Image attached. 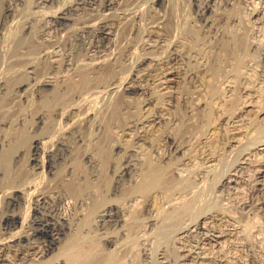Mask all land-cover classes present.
Instances as JSON below:
<instances>
[{"label": "rangeland", "instance_id": "rangeland-1", "mask_svg": "<svg viewBox=\"0 0 264 264\" xmlns=\"http://www.w3.org/2000/svg\"><path fill=\"white\" fill-rule=\"evenodd\" d=\"M95 1L89 5L86 0H49L41 5L37 0H0V159L4 156L0 161V239L7 241L15 232L27 234L32 230L30 237L19 241L20 245L18 242L11 243V248L4 247L3 258L16 264H38L46 258L62 264L63 258L54 257L53 251L73 229L70 226L73 215L76 217V206L71 197L65 196L71 201L68 210L61 212L63 203L58 202L61 195L56 190L62 184L53 176L48 156L41 153L48 163L44 162L43 169H35L33 142L41 139L48 150L58 151L50 150L57 162H63L57 156V145L67 136L72 142L73 135L75 150L71 142L65 144V149L81 158L75 160L76 169L93 168L86 157L97 155L92 152L96 143L107 142L109 148L108 163H103L109 185L108 206L93 216L106 214L101 218L104 223L107 218L109 236L117 242V246L108 245L109 264H179L182 253L174 233L179 224L184 227L188 222L186 226L191 225L195 231L187 239L191 244H187L202 246L201 238L209 230L222 231L228 234L223 247L235 258L230 264H264V178L259 177V172L264 174V151L257 150L264 141V0H116L109 5L111 8L108 0ZM202 3H209L210 10L204 13ZM104 24L111 27L110 38L100 32ZM169 69L176 74L177 83L168 89L160 88L158 81ZM82 73L120 85L109 90L92 86L90 91H77L88 82H78ZM47 79L51 83H45ZM73 79L76 85L71 88ZM127 79H132L136 87H122ZM245 104L249 105L248 111ZM144 123L148 128L153 125L148 138L140 135ZM126 128L131 129V139H127L128 135L123 137ZM72 131L77 135L81 132L80 139L74 133L70 135ZM246 154L247 165L237 168ZM19 157H24L20 163ZM69 159L66 166L73 168ZM68 168L60 173L62 182L68 177ZM5 169L14 180L30 175L31 187L25 183L22 187L26 186V192L15 195L13 200L8 198V192L15 184L5 183ZM160 169L162 176L156 186L165 180L175 191L154 199L135 190L145 171L154 174ZM233 172L240 181L237 197L232 192L234 185L224 184ZM29 188H34L35 193ZM45 190L49 198L44 196L37 201L32 197ZM51 192L55 197L50 196ZM175 200L187 203L188 213L161 225L162 219L172 212L174 206H170ZM126 210L133 211V215L129 217ZM17 215L25 219V227H19L22 229L5 223L6 218ZM34 216L45 223L50 221V237L46 240L45 236L37 234L39 239L34 234L36 227L29 223L38 219ZM203 216L206 229L195 228L194 222ZM65 217H70L71 224ZM31 226L33 229H29ZM66 230L69 232L64 233ZM234 242L238 248L230 250L228 247ZM30 245L34 249H28ZM205 245V253L212 252L206 256L211 255L212 260L203 263L216 264V256L221 255L219 248ZM47 246L54 249L51 257L44 256L45 251L42 255L39 254L43 252H34ZM115 250L117 253L112 252ZM199 252L197 256H202Z\"/></svg>", "mask_w": 264, "mask_h": 264}, {"label": "bare ground", "instance_id": "bare-ground-1", "mask_svg": "<svg viewBox=\"0 0 264 264\" xmlns=\"http://www.w3.org/2000/svg\"><path fill=\"white\" fill-rule=\"evenodd\" d=\"M49 0H37V3L38 4H41V5H46V3L48 2ZM85 1V0H84ZM87 1V3H89V5H92V4H94V2H96L95 0H86ZM118 1V0H117ZM197 1H199L200 2V0H196V2ZM209 1V0H208ZM82 2V1H81ZM207 2V1H206ZM83 3H86V2H83ZM106 3V2H105ZM114 3H116V0H108V6L109 5H113ZM118 3H119V1H118ZM12 3L10 2V5H11ZM87 5V4H86ZM116 5V4H115ZM11 8H12V6H10ZM9 7V8H10ZM102 7V6H101ZM105 7H106V5H105ZM105 7H103V8H105ZM110 7V6H109ZM113 7V6H112ZM115 7V6H114ZM72 8V7H71ZM90 8V7H89ZM92 8H93V6H92ZM91 8V9H92ZM95 8H96V6H95ZM102 8V9H103ZM111 8V7H110ZM200 8L203 10V12L205 13L206 11H208V10H210V8H211V5L209 4V3H202V4H200ZM98 9V8H97ZM101 8H99L98 10H100ZM101 9V10H102ZM108 9L109 8H107V12H109L108 11ZM12 10V9H11ZM110 10V9H109ZM62 11V10H61ZM104 11V10H103ZM103 11H102V13H103ZM11 12V11H10ZM63 12V11H62ZM110 13V12H109ZM201 14H203V13H201ZM115 17V16H114ZM113 17V18H114ZM120 17V16H119ZM111 18V17H110ZM116 18V17H115ZM50 19H52V18H50ZM107 19V18H106ZM105 19V20H106ZM119 19V18H118ZM57 20V19H56ZM101 20V19H100ZM162 20V19H161ZM107 21V20H106ZM51 22H52V20H51ZM108 23V22H107ZM159 23V22H158ZM102 24V23H101ZM93 25V24H92ZM108 25V24H107ZM107 25H105L104 24V26L103 25H101L102 27H101V30H100V32H101V34L102 35H104V37L106 36V37H109L110 38V32H109V29L111 28H109V26L108 27H106ZM109 25H110V22H109ZM113 25V24H112ZM111 25V26H112ZM94 26V25H93ZM96 26V25H95ZM51 27V26H50ZM86 27V26H85ZM97 28H100V27H98L97 26ZM52 30V29H51ZM159 31V30H158ZM44 35V34H43ZM105 39V38H104ZM100 40V39H99ZM93 41V40H92ZM97 44V43H96ZM95 44V45H96ZM100 45V44H99ZM107 46H108V44H107ZM94 48V47H93ZM107 48V47H106ZM59 51V50H58ZM102 51V50H101ZM104 51V50H103ZM92 52V51H91ZM98 52H100V50L98 51ZM102 53V52H101ZM57 54V53H56ZM91 55V54H90ZM101 55V54H100ZM100 55H98L99 56V58H100ZM64 56V55H63ZM95 56V55H94ZM104 57V55L103 56H101V59ZM93 58V57H92ZM95 58H97V57H95ZM109 58V57H108ZM96 60V59H95ZM98 60H100V59H98ZM94 61V60H93ZM91 62V61H90ZM96 62V61H95ZM99 62V61H98ZM94 63V62H93ZM104 63V62H103ZM161 63V62H160ZM94 64H96V63H94ZM100 64V63H99ZM90 65L92 66V62L90 63ZM93 66H95V65H93ZM98 67H100L99 69H103L102 67H101V65H99ZM97 68V67H96ZM144 71V70H143ZM163 71V70H162ZM96 73H97V71H96ZM99 73V72H98ZM103 73V72H102ZM102 73H101V75H102ZM107 74V73H106ZM159 74V73H158ZM99 76V75H98ZM98 76H97V78H98ZM104 76V75H103ZM162 77L159 79V84H160V88L162 87L163 89L164 88H167L168 89V87L170 88V87H172L175 83H177L176 81H177V76H176V74L173 72V70H165L164 72H163V75H161ZM77 77H78V75H77ZM96 76L94 75V77H93V75L92 74H86V73H82V74H80L79 75V78H78V80H80V81H78V82H83V81H87L88 80V82L87 83H83V86L79 89V90H77V91H80V90H83V89H86L87 88V90H88V88H89V91L90 90H92V89H90L92 86H95V88H96V86H103L104 88H106V90L108 89H116V87H118L120 84H118V86L115 84V82H106V83H104V82H102V81H99L98 79H96L95 78ZM100 77V76H99ZM102 78V77H101ZM104 78V77H103ZM104 80V79H103ZM76 81V79H73V85H72V87L71 88H74L75 87V82ZM143 81V80H142ZM45 83H51V79L50 80H46V82ZM79 84V83H78ZM136 84H138V83H136ZM121 85H123L122 87H125L126 89H128V88H135L136 86L133 84V80L131 79V80H125V81H123L122 83H121ZM22 86H24V85H22ZM141 86H143V84L141 85ZM176 86V85H175ZM92 88H94V87H92ZM99 88H101V87H99ZM97 89V88H96ZM139 89H141V90H143L142 89V87H140V85H139ZM166 89V90H167ZM171 90V89H170ZM173 90V89H172ZM86 91V90H85ZM105 91V90H104ZM115 91V90H114ZM165 91V90H164ZM73 92V91H72ZM84 92V91H83ZM71 93V92H70ZM79 93H81V92H79ZM79 93H77V96H80V95H82V94H80V95H78ZM86 94H87V92H86ZM167 94V93H166ZM81 98V97H80ZM249 104V103H248ZM246 105V104H245ZM245 107L247 108V111H248V108H249V105H246V106H244V109H245ZM254 110V109H253ZM246 111V110H245ZM260 111V110H259ZM251 112V111H250ZM261 112V111H260ZM90 113V112H89ZM259 112L257 111V114H258ZM260 114V113H259ZM86 115V114H85ZM89 115V114H88ZM90 117V116H89ZM88 117V118H89ZM82 118H84V117H82ZM81 118V119H82ZM84 119H86V118H84ZM83 119V120H84ZM41 120V119H40ZM41 121H43V122H45L46 120L44 119L43 120V118H42V120ZM87 121V120H86ZM158 122V121H157ZM44 124H46V123H44ZM154 124V123H153ZM131 125V124H130ZM147 125H149L148 123H147ZM151 126H153L152 124L151 125H149V128L148 127H146V123H144V128H143V130H140V135L141 136H143L144 138H148L149 136H151L152 134H151V130L152 129H150L151 128ZM83 127V126H82ZM140 127L142 128L143 126H141L140 125ZM43 129V128H42ZM127 129V131L126 132H124L125 134H123V137L124 136H126V135H128L127 136V139H128V137L131 135V134H129V132H131V129H130V131H128V128H126ZM140 129V128H139ZM79 131H80V129H78ZM82 130V129H81ZM77 131V130H76ZM76 131H72V133H70V135L71 134H75L77 137H78V139H80V136H79V134L81 133H79L78 132V135L76 134ZM109 131V130H108ZM154 131V130H153ZM107 132V131H106ZM83 133V132H82ZM109 133V132H108ZM132 133V132H131ZM139 133V132H138ZM53 134V133H52ZM151 134V135H150ZM109 135V134H108ZM107 135V136H108ZM48 136V135H47ZM52 136V135H51ZM67 136V135H66ZM106 136V137H107ZM120 136V135H119ZM61 138H62V136H60ZM131 137V136H130ZM129 137V138H130ZM51 138V137H50ZM49 138V139H50ZM52 138H53V136H52ZM56 138V137H55ZM84 138V137H83ZM83 138H82V140H83ZM108 138V137H107ZM132 138V137H131ZM130 138V139H131ZM34 139V138H33ZM85 139V138H84ZM88 139V138H87ZM126 139V140H127ZM139 139H141V137L139 138ZM43 140V139H42ZM57 140H58V137H57ZM56 140V141H57ZM90 140V139H89ZM92 140V139H91ZM104 140V139H103ZM45 141H47V140H45ZM54 141V140H53ZM85 141V140H84ZM95 141V140H94ZM98 141H99V139H98ZM101 141V140H100ZM105 141H106V139H105ZM108 141V140H107ZM145 141V140H144ZM57 142H59V140L57 141ZM70 136H67V138L65 139V138H63L60 142H59V144L57 145V149L58 150H60L59 151V155H57L58 157H61V160H63V162L62 161H60V162H57V158L55 157L54 158V156L55 155H53V154H51L52 152H50V150H52L53 152L54 151H57V150H55V149H50V150H48L47 148L48 147H46L45 146V142H43V141H41V139H35L34 140V142H33V149H34V151H35V157H33L32 158V161H33V163H34V165H35V169H39V168H41V169H43L42 167H45L46 165H45V163L47 162L48 163V161H44V159L42 158L43 157V155L44 156H48V159H49V166H50V170H51V172H52V169L51 168H54L53 170V172H54V175L53 176H55V178L58 180V182L57 183H61L62 185H61V187H59V188H57L58 190H56L57 192H58V194L59 195H61V198H60V201H58L59 203H61L63 206L62 207H60V209H61V212H62V210H64L65 212H66V209L67 208H69L68 207V205H70V204H68L69 202L67 201V199H66V197H71L70 199H72L73 200V204H75V206H72V207H75L76 208V210H75V208H74V210H75V215H76V217L74 218V215H73V219H71V221H73L72 223L73 224H71L70 222V217H69V220H68V222L72 225V226H70V227H73V229H71V232L64 238V236H63V240H62V242H61V237H60V239H59V236L57 235V237H58V239H59V241L61 242V243H59V245H57L56 246V251H53V252H55L53 255H56V256H54V257H56V258H58V256L59 257H62L63 258V261H62V264H109V249H108V245H111V246H115L116 245V240H114V238L113 237H111V236H109V234L110 233H108L109 231H108V223H107V218H106V222L104 223V220H102L103 218H101V217H105L106 216V214L104 215L103 213L101 214V213H99V215L98 216H95L96 217V219H95V217H93L94 215H97L98 213V211L99 210H104V208L105 207H107L108 206V203L106 202V197H107V195L108 194H106L107 193V191H108V187L107 186H109L108 185V180H107V178H106V175L104 176V170H105V165L104 164H107L108 163V150H107V148H106V143L107 142H105V144H103V142L100 144V143H96L95 145H94V147H93V145H92V147L93 148H95V151H96V153H94L95 151H92L93 152V154H97V155H95V156H98L97 158L93 155V157H92V152L90 153L91 154V156H87L86 158L88 159V160H90V163H91V165H90V168H91V166L93 167V168H91L90 170H87V169H85V168H83V167H81V169H76V162L78 161V159L80 158H76V154L74 153V154H71V153H68L67 151H66V149L65 148H67L66 147V145L65 144H67V145H69L70 144ZM75 142V141H74ZM86 142V141H85ZM75 143H77V142H75ZM75 143H73V135H72V142H71V144H75ZM80 143V142H79ZM261 143V142H260ZM57 144V143H56ZM142 144V143H141ZM255 146H257V145H255ZM87 147V146H86ZM73 148H74V150H75V145L73 146ZM112 148V147H111ZM89 149V148H88ZM109 149V148H108ZM91 150H94V149H91ZM179 150V149H178ZM257 150L258 151H264V141L261 143V144H259L258 146H257ZM253 151V150H252ZM58 152V151H57ZM250 152V151H249ZM255 152V151H254ZM41 153L43 154V155H41ZM55 153V152H54ZM81 153V152H80ZM85 153H86V151H85ZM84 153V154H85ZM253 153V152H252ZM69 154H71V155H69ZM89 154V155H90ZM249 154H251V153H249ZM78 155L79 154H77V157H78ZM86 155V154H85ZM1 156V155H0ZM22 156H24V155H22ZM69 156H71V157H69ZM246 157H243V159L241 160V162L238 164V166H237V168H241L242 169V167L243 166H245V165H247V163H248V155L246 154L245 155ZM4 157V156H3ZM2 157V159H4ZM83 157V156H82ZM94 157H95V159H94ZM159 157V156H158ZM24 158V157H23ZM23 158L22 157H19V160H18V162L20 163L21 161H23ZM45 158V157H44ZM67 158V159H66ZM72 159L73 158V160L70 162V159ZM2 159H0V161L2 160ZM56 159V160H55ZM68 159H69V163H71V164H73V168H68V166H66V163H67V161H68ZM77 159V161H75ZM81 159V158H80ZM80 159H79V161H80ZM86 159V160H87ZM97 159V160H96ZM31 160V159H30ZM67 160V161H66ZM65 161H66V163H65ZM31 162V161H30ZM45 162V163H44ZM82 162V161H81ZM89 162V161H88ZM161 162V161H160ZM68 163V164H69ZM104 163V164H103ZM67 164V165H68ZM70 164V165H71ZM84 164V163H83ZM168 164V163H167ZM132 165V164H131ZM68 168L69 169V171H68V173H67V175L66 176H68V177H66L65 179H64V182H62L63 181V178H60V173L61 172H63V170L66 172V169L65 168ZM89 167V166H88ZM123 168V167H122ZM127 168V167H126ZM67 169V170H68ZM89 169V168H88ZM93 169H96V171L94 172L93 171ZM6 170V169H5ZM49 170V171H50ZM123 170V169H122ZM127 170V169H126ZM143 170H141V172H142ZM261 171V170H260ZM8 170H6L5 171V183H7L8 184V186L11 184H15V185H13V188L9 191V190H7V191H9L8 193H9V195H11L10 197H8L9 199H12L13 200V197L15 198L16 196L15 195H22L24 192H26V191H24V189H25V187L26 186H24V187H22L23 185H25V183L27 184V185H29V183L31 182V180H30V175H29V177H28V175H26V174H24L23 175V177H21L20 179H18V180H14V178L12 177V176H8ZM35 172V171H34ZM124 172V171H123ZM141 172H140V174H141ZM121 173H122V171H121ZM125 173V172H124ZM143 173V172H142ZM53 174V173H52ZM103 174V175H102ZM118 174V173H117ZM139 174V175H140ZM32 175V174H31ZM122 175H123V173H122ZM142 175V174H141ZM35 176V175H34ZM58 176V177H57ZM162 176V174H161V169L160 170H157L156 172H154V174L153 173H151V172H146L145 171V173H144V176L142 175V179L141 180H139L137 183H136V185L134 186L135 187V190H137V191H140V192H142V194L144 193H147V195L149 194V195H152L153 197L152 198H154V199H157V198H159V197H161V198H163V196H167V192L168 191H170L171 190V188L168 186V184L169 183H167L165 180L163 181V182H161V185H158V186H156V183H157V180H158V178L159 177H161ZM33 177V176H32ZM259 177H261V178H264V174L262 173V172H259ZM37 178V177H36ZM59 178V179H58ZM32 179V178H31ZM35 178H33L32 179V181H35L34 180ZM49 180V179H48ZM136 180V179H135ZM53 181V180H52ZM169 182H171V180L169 181ZM261 182V181H260ZM33 183V182H32ZM37 183H39V182H37ZM64 183V184H63ZM240 183V181H239V179H238V176L236 175V172H233L232 174H230L226 179H225V181H224V184H225V186L226 185H234L232 188H233V194L237 197V195L239 196V193H240V190H239V188H238V184ZM40 184V183H39ZM50 184H51V182H50ZM31 185V184H30ZM29 185V187H31ZM7 186V185H6ZM39 186V185H38ZM125 187V186H124ZM264 187V186H263ZM32 189V191L34 192V188H29V190H31ZM105 189H107V190H105ZM133 189V188H132ZM175 189V188H174ZM174 189H172L173 191H175ZM37 190V189H36ZM35 190V191H36ZM134 190V191H135ZM172 190H171V192H172ZM40 191V190H39ZM48 191V190H47ZM46 190H45V193H43V192H40V193H36V194H34L33 192V194L34 195H32V197H35L36 198V200L38 201V199H40V198H42V197H44V196H46V197H48L49 198V195H47V192ZM53 191H55V190H53ZM47 192V193H46ZM49 192H50V190H49ZM136 192V191H135ZM134 192V193H135ZM242 192V191H241ZM31 193V192H30ZM29 193V194H30ZM31 193V194H32ZM52 194L50 195V196H52V198L53 197H55L54 196V194H53V192H51ZM55 193V192H54ZM126 193V192H125ZM49 194V193H48ZM56 194V193H55ZM133 194V193H132ZM170 194V193H169ZM168 194V195H169ZM25 195V194H24ZM23 195V196H24ZM57 195V194H56ZM124 195V194H123ZM6 196H8L7 194H6ZM66 196V197H65ZM30 197V196H29ZM58 197V196H57ZM56 197V198H57ZM125 197V196H124ZM23 198H25V197H23ZM22 198V199H23ZM151 198V199H152ZM166 198V197H165ZM164 198V199H165ZM46 198H44V200H45ZM153 199V200H154ZM30 200V199H29ZM58 200V199H57ZM153 200H151L152 202H150V203H153ZM159 200V199H158ZM157 200V201H158ZM10 201V200H9ZM31 201V200H30ZM53 201H55V199L53 200ZM107 201H108V199H107ZM157 201L155 202L156 204H157ZM176 201V200H175ZM179 201V200H178ZM178 201H176L175 203L173 202L172 204H171V206L170 207H173L172 208V212L170 213V214H168V216L166 215V217L164 218V219H162V223H161V225H164V224H168V223H170V221H172V217H176V220H177V218H181V215L183 214V216H184V213H186L188 210L185 208V205L187 204H179V202ZM183 201H187V200H183ZM17 202V201H16ZM46 202H48V200L46 201ZM51 202V201H50ZM57 202V203H58ZM29 203V202H28ZM38 203V202H37ZM49 203V202H48ZM54 203H56V202H54ZM185 203V202H184ZM11 204V203H10ZM17 204V203H16ZM35 204V203H34ZM52 204V203H51ZM14 205H15V203H14ZM38 205H40V200H39V204ZM50 205V204H49ZM48 205V206H49ZM71 205H72V203H71ZM116 205V204H115ZM152 205V204H151ZM189 205V204H188ZM16 206V205H15ZM43 206L44 205H42V208H43ZM56 206H59V205H56ZM154 206H155V204H154ZM36 207V206H35ZM47 207V206H46ZM123 207V206H122ZM37 208V207H36ZM35 208V209H36ZM38 208H39V206H38ZM49 208V207H48ZM48 208H45V209H48ZM63 208V209H62ZM100 208H102V209H100ZM120 208V207H119ZM127 208V207H126ZM158 208V207H157ZM45 209H44V211H45ZM50 209H51V211H52V208L50 207L49 208V212H50ZM70 209H72L71 208V206H70ZM68 210V209H67ZM124 210V209H123ZM122 210V211H123ZM128 210V209H127ZM126 210V211H127ZM131 210V209H130ZM127 211L128 213V216L130 217L131 215H133V211ZM40 212H42L43 213V211L42 210H39ZM46 211H48V210H46ZM63 211V212H64ZM72 211V210H71ZM38 212V211H37ZM40 212H39V214H40ZM56 212V211H55ZM54 211H53V213H55ZM59 212V211H58ZM100 212V211H99ZM111 212H114V211H111ZM133 212V213H132ZM41 213V214H42ZM53 213H52V215H53ZM71 214L73 213V212H70ZM123 214H124V212H122ZM126 213V212H125ZM188 213V212H187ZM46 214V213H45ZM48 214H50V213H48ZM60 214V213H59ZM65 214V213H64ZM64 214H63V218H64ZM68 214V213H67ZM24 215V214H23ZM23 215H17V216H14V217H9V218H6V220H5V223L8 225V224H10L9 226L12 228L13 227V229L15 228V227H25V224H24V221H25V219L23 218ZM32 215H36L35 213L34 214H32ZM51 215V216H52ZM58 215V214H57ZM188 215V217H189V214H187ZM25 216V215H24ZM37 216V215H36ZM36 216H34L35 218H38V217H36ZM41 216V215H40ZM47 216V215H46ZM54 216H56V214L54 215ZM67 216V215H66ZM121 216V215H120ZM123 216V215H122ZM127 216V215H126ZM125 216V217H126ZM182 216V218H183V221H180L181 223H183L185 220H184V217ZM26 217V216H25ZM45 217V216H44ZM44 217H43V219H44ZM53 217V216H52ZM57 217V216H56ZM71 217H72V215H71ZM100 217V219H97V218H99ZM128 217V218H129ZM136 217H138V216H136ZM174 217V218H175ZM41 218V217H40ZM46 218H48V217H46ZM51 218V217H50ZM53 219V218H52ZM59 219V220H58ZM57 220L60 222V218H58ZM131 219V218H130ZM133 219H135V218H133ZM137 219V218H136ZM187 219V218H186ZM206 218L203 216L202 218H199V220H198V222H194V224H195V228H202V230L203 229H206L205 228V225H206V220H205ZM127 220H129V219H127ZM132 220V219H131ZM130 220V221H131ZM175 219H173V221H174ZM188 220V219H187ZM186 220V221H187ZM196 220V221H197ZM47 221V220H46ZM66 221V220H65ZM64 221V222H65ZM135 221V220H134ZM191 221V220H190ZM53 222V221H52ZM114 222V221H113ZM28 223V222H27ZM29 223H32V225H33V227L35 226L36 228H35V232H34V234L35 235H43V236H45V240H46V237H50V233H49V228H50V225H51V223H50V221L48 220V222H42L39 218L38 219H33V220H31V222H29ZM55 223H57V221L55 222ZM55 223H54V225H55ZM66 223V222H65ZM107 223V224H106ZM177 223H179V221L177 222ZM186 223V222H185ZM5 224V225H6ZM64 224V223H63ZM113 224V223H112ZM116 224V223H115ZM125 224H126V222H125ZM160 224V223H159ZM159 224H158V226L157 227H159ZM189 224V222L188 223H186V225H188ZM4 225V226H5ZM29 225V224H28ZM57 225V224H56ZM59 225V224H58ZM68 225V224H67ZM102 225H103V227H102ZM183 226H184V224H182ZM185 225V226H186ZM208 225V224H207ZM60 226V225H59ZM61 226H62V224H61ZM173 226V225H172ZM171 226V227H172ZM179 226V228H176V227H178ZM178 226H176L175 228H176V230H177V232L176 233H174V235L176 234V242L178 243V245H179V248H180V251H181V253H182V256H181V258H179V260L177 261L179 264H204L203 262H206L207 260H209V259H211L212 260V256L210 255V256H206V254H208L209 255V253L211 252L208 248V251H210L209 253H205V251H206V245L205 244H210L209 246H213V248H216V247H218L219 248V253L222 255H220V256H216V258H215V256H213L214 258H215V262H216V264H226V263H228V264H230V262H232L231 261V258H232V255H230V251H229V253H228V251H225L226 249L223 247L224 245H223V242L225 241V239H226V237H228V234L227 233H225V232H222V231H213V232H211L210 230H209V232H208V234H206L203 238H201L202 240H201V242L200 243H202V246H200V245H198V246H200V247H198V246H195V245H193V246H195V247H193V246H191V245H189V244H187V242H188V240H190V239H188L189 238V235H190V233L194 230V229H192V227H190L191 225H189V226H184V227H182L181 226V224H179ZM180 226H181V228H180ZM64 227V226H63ZM103 228V231L102 232H99L98 231V229L99 228ZM110 227H111V225H110ZM116 227V226H115ZM170 227V228H171ZM207 227V226H206ZM209 227V226H208ZM6 228H8L7 226H6ZM11 228H10V231H11ZM26 228H27V226H26ZM52 228H54V227H52ZM62 228V227H61ZM140 228V227H139ZM161 228V227H160ZM165 228H166V226H165ZM174 228V227H173ZM9 229V228H8ZM12 229V230H13ZM16 229V228H15ZM19 229H22V228H19ZM29 229H33L32 228V226L31 227H29ZM51 229V228H50ZM64 229V228H63ZM67 229V228H66ZM137 229V228H136ZM24 231H26V229H23ZM69 230V229H68ZM127 230V229H126ZM163 230V229H162ZM161 230V231H162ZM174 229H172L171 231H173ZM175 230V231H176ZM199 230V229H198ZM208 230V229H207ZM17 231H19L18 229H17ZM28 232H29V230H27ZM57 231H59V230H57ZM67 231V230H66ZM175 231H173V232H175ZM195 231V230H194ZM4 233H6L5 231H3ZM12 232H15V230L14 231H12ZM31 232V234H32V230L30 231ZM30 232L29 233H20V231L19 232H17V233H20V234H17L16 232V234L15 233H13L14 235L13 236H11V239L10 238H8V240L7 241H3L2 242V240H4L3 238H2V240H1V242H0V264H16V261L15 262H13V261H10V260H8V259H5V258H3V254H2V251L1 250H5V249H3L4 247H10L11 248V243H18L19 241H21V240H23L25 237H27L28 238V236L30 237L31 235H30ZM69 231H67V232H65L64 231V233H68ZM172 232V233H173ZM3 233V234H4ZM59 233V232H58ZM61 233V232H60ZM127 233V232H126ZM135 233V232H134ZM139 233V232H138ZM207 233V232H206ZM8 234H9V231H8ZM10 234H12L11 232H10ZM52 234V233H51ZM54 234H57L56 232L54 233ZM53 234V235H54ZM112 235H113V233H111ZM128 234V233H127ZM37 235V236H38ZM65 235V234H64ZM9 236V235H8ZM52 236V235H51ZM128 236V235H127ZM6 236H4V238H5ZM34 237V236H33ZM39 237V236H38ZM38 237H36V239L38 238ZM55 237V236H54ZM132 237V236H131ZM191 237V236H190ZM35 238V237H34ZM129 238V237H128ZM132 238H135V237H132ZM174 238H175V236H174ZM35 239V240H36ZM39 239H41L40 237H39ZM44 239V238H43ZM130 239V238H129ZM188 239V240H187ZM31 240V239H30ZM30 240L28 241V242H30ZM38 240V239H37ZM36 240V241H37ZM44 240V241H45ZM52 240V239H51ZM187 240V241H186ZM39 241H41V240H39ZM53 242H55L54 240H52ZM58 241V242H59ZM198 241V240H197ZM200 241V240H199ZM48 242V241H47ZM46 242V243H47ZM53 242H51L50 243V245H53ZM26 243V242H25ZM32 243H33V240H32ZM41 243H43V240H42V242ZM41 243H40V246H41ZM120 243V242H119ZM139 243V242H138ZM188 243H190V241L188 242ZM193 243V242H192ZM238 243V242H237ZM13 244V246H15ZM38 244V243H37ZM191 244V243H190ZM199 244V243H198ZM19 245H20V242H19ZM22 245V244H21ZM33 245V244H32ZM32 245H30V247H28V249H34L33 248V246ZM36 245V244H35ZM44 245H45V243H44ZM47 245V244H46ZM56 245V244H55ZM204 245L206 246V247H204ZM230 245V244H229ZM17 246V245H16ZM29 246V245H28ZM39 246V245H38ZM117 246V245H116ZM148 246V245H147ZM42 247H43V245H42ZM45 247V246H44ZM226 247V246H225ZM134 248V247H133ZM230 250H231V248H232V250L233 249H237L238 247L236 246V244H235V242L234 243H232L229 247H228ZM38 249V248H37ZM40 249H41V247H40ZM44 250L43 251H38V250H34V252L37 254V253H40V252H43V253H41V254H39V255H42V254H44V251L46 252L45 254H44V256L45 255H48V256H46V257H51V256H49V254H50V251H51V254H52V250H54V249H52L51 248V246H47V249H45V248H43ZM228 249V250H229ZM9 250V249H8ZM20 250V249H19ZM42 250V249H41ZM117 250H119V249H117ZM117 250H115V251H112V252H116ZM121 251H122V249H120ZM119 250V251H120ZM124 250H126V249H124ZM23 251V250H22ZM32 251V250H31ZM199 251H201L202 253H203V255L202 256H197V253H200ZM4 252V251H3ZM8 252V251H7ZM28 252V251H27ZM33 251L31 252V253H34ZM124 252V251H123ZM122 252V253H123ZM129 252H130V250H129ZM117 253V252H116ZM120 253V252H119ZM125 253H127V252H125ZM8 254V253H7ZM36 254H34V255H36ZM113 254V253H112ZM130 254V253H129ZM211 254H212V252H211ZM119 255V254H118ZM201 255V254H200ZM219 255V254H218ZM117 256V255H116ZM115 256V257H116ZM53 257V258H54ZM118 257V256H117ZM160 257V256H159ZM166 257V256H165ZM44 258V257H43ZM55 258V259H56ZM119 258V257H118ZM234 258V257H233ZM232 258V259H233ZM38 259V258H37ZM235 259V258H234ZM51 260V259H50ZM49 260V258H46V260H43L42 261V259L40 258V261H42L41 263H38V264H56V262L54 263V261L53 260H51L50 261ZM59 260V259H58ZM57 260V262H61V259L58 261ZM160 260H161V258H160ZM167 260V259H166ZM53 261V262H52ZM56 261V260H55ZM164 261V260H163ZM212 262V261H211ZM162 263V262H161ZM18 264H19V262H18ZM58 264H61V263H58ZM118 264V263H117Z\"/></svg>", "mask_w": 264, "mask_h": 264}]
</instances>
